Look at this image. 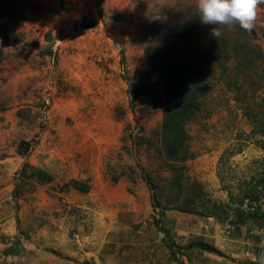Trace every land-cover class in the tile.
<instances>
[{
    "label": "rangeland",
    "instance_id": "rangeland-1",
    "mask_svg": "<svg viewBox=\"0 0 264 264\" xmlns=\"http://www.w3.org/2000/svg\"><path fill=\"white\" fill-rule=\"evenodd\" d=\"M197 5L0 0V264L256 257L264 3L251 31L203 25ZM177 69L194 111L178 129L163 120Z\"/></svg>",
    "mask_w": 264,
    "mask_h": 264
},
{
    "label": "clouds",
    "instance_id": "clouds-1",
    "mask_svg": "<svg viewBox=\"0 0 264 264\" xmlns=\"http://www.w3.org/2000/svg\"><path fill=\"white\" fill-rule=\"evenodd\" d=\"M264 0H198V18L203 25H233L251 31L257 5ZM220 35L218 30L214 31Z\"/></svg>",
    "mask_w": 264,
    "mask_h": 264
},
{
    "label": "trees",
    "instance_id": "trees-1",
    "mask_svg": "<svg viewBox=\"0 0 264 264\" xmlns=\"http://www.w3.org/2000/svg\"><path fill=\"white\" fill-rule=\"evenodd\" d=\"M227 58L229 59L228 56H227ZM178 70L179 69H177L175 72H173L172 76L168 78V80H169L168 86L171 85V82H173L174 86H173L171 91L166 92L165 112H164V119H163L164 123L166 125H168V127L172 126V127L177 128V129H178V127H180V125H182V123H184L185 119L190 114H192L194 112L192 109V106H190L191 103L188 100L185 99V101H184L185 104L183 103V109L181 111L178 109L180 107V104L175 102V100H176L175 99V92H176V87L179 83L178 81L181 79H184V75L182 73H180ZM176 78H178V79H176ZM245 114H246V117H248L249 119H251V120L254 119V116L252 114H250L249 112H247ZM252 121L254 124H256V122H257V120H252ZM261 130H262V132H264V129H261ZM178 147H179V143L176 140L172 144H170V146L167 150V154H168L169 158L172 159L173 161L178 160V157H177ZM183 151H185V150L183 149ZM157 223L159 224V222H157ZM161 231L164 234V238L168 237V233L165 229L164 230L161 229ZM165 240H166V238H165ZM172 246H173L172 244L167 245V247L169 249H172Z\"/></svg>",
    "mask_w": 264,
    "mask_h": 264
},
{
    "label": "built area",
    "instance_id": "built-area-1",
    "mask_svg": "<svg viewBox=\"0 0 264 264\" xmlns=\"http://www.w3.org/2000/svg\"><path fill=\"white\" fill-rule=\"evenodd\" d=\"M243 264H264V240H262L256 257L248 259Z\"/></svg>",
    "mask_w": 264,
    "mask_h": 264
}]
</instances>
